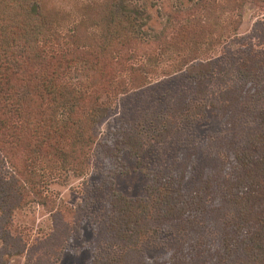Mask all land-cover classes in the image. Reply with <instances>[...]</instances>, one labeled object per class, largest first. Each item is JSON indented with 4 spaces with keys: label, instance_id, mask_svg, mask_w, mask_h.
<instances>
[{
    "label": "trees",
    "instance_id": "16d2710c",
    "mask_svg": "<svg viewBox=\"0 0 264 264\" xmlns=\"http://www.w3.org/2000/svg\"><path fill=\"white\" fill-rule=\"evenodd\" d=\"M157 1L168 14L150 35L147 10L134 0L82 2L70 22L53 0H0V264L29 250L14 229L19 210L51 205L64 219L44 190L69 174L102 173L99 188L109 193L89 264H264V21L238 34L246 4L264 0L169 9ZM222 41L224 53L206 58ZM161 70L166 80L181 74L172 97L114 113L121 100L157 93L152 80ZM209 108L223 133L207 138L214 150L204 158L199 140L177 137L207 121ZM169 138L175 149L163 166L141 168L146 145ZM133 172L149 180L144 197L115 190L116 179ZM64 247L47 264H59ZM35 262L26 264L43 263Z\"/></svg>",
    "mask_w": 264,
    "mask_h": 264
},
{
    "label": "rangeland",
    "instance_id": "374dc122",
    "mask_svg": "<svg viewBox=\"0 0 264 264\" xmlns=\"http://www.w3.org/2000/svg\"><path fill=\"white\" fill-rule=\"evenodd\" d=\"M53 1L59 4L61 10L64 12V16L67 15L65 17V22H70L72 19L71 15H73V18L75 19L79 13V9L83 6L82 2L88 0ZM134 1V3L142 4L147 10L146 14L148 15V19L146 20L147 26L145 28L147 33L150 35L158 34L165 26V16H167L168 13H166L164 9L161 10L162 5L157 0ZM195 1L196 0H165L164 2L168 7L167 9H169L174 6L188 8L192 6ZM230 17L233 18V20L234 18L236 19L234 13H231ZM257 21H264V5L258 6L253 3L246 4L241 17L238 34L242 37L250 35L253 25ZM231 35H233V33H231ZM227 46L228 45L222 41L215 51H209L206 53V58L216 56V59H218L219 56L224 53V49L227 48ZM255 47L257 46L255 45ZM166 68L169 67L166 66L162 70ZM162 70L158 71V74L152 80L153 83L158 86V90L154 91L157 93H153L149 90L148 95L144 98L143 94H136L138 96H130L126 100H121L114 110V113L119 116L121 110L125 108L126 110L130 109L131 111L134 106L140 107L137 109L143 110L145 107H153L156 105V103H152L154 97H172V94L177 89L178 83H181V80H179L181 74L175 75L174 77H171V79L166 80L168 77H164L165 74L162 73ZM183 77L187 78V75L184 74ZM214 89L217 90V86H214ZM135 97H137V100L133 101ZM109 118L104 119L99 125L98 130L100 132L105 133L109 130ZM257 123L258 122L255 121L254 123L252 122L251 125H255L256 127ZM190 128H182L181 130L183 131L178 132L177 139L179 138L180 141H184L185 144L188 140L189 142H198L199 140L201 149H204L203 151L205 152V155H201H204V158H207L211 151L214 150L210 147L209 139L211 137L215 138L217 135L223 133L218 112L209 108L207 111V121L196 126L195 130H191ZM174 140V138H169L168 142L163 145H153L152 142H149L148 145H146L148 153H146V156L141 160V168L146 169L148 167L153 168L161 165L163 166L165 160L173 154L172 152L175 149ZM127 164L131 169L137 168L136 163L132 161L127 162ZM93 165L96 168L95 171H97V169H99L100 172L102 171L98 157L94 159ZM140 172H133L129 175L119 176L115 181V190L127 197H144L149 180ZM101 178L103 180V173L101 176H93L92 178L91 176L80 178L73 174H69L66 176L65 180H59L50 184L48 191L44 190L53 202L59 204L60 209L64 210V219L56 220L55 217L49 213L51 205L48 207L31 205L25 207L23 210H19L14 218V229L19 233L21 232L23 236H27L26 240L28 242L29 250L23 255L11 258L10 264H26L31 261L35 262L37 259H40V261L43 262L42 264H47L49 260L56 258L57 252L61 250L64 244L65 251L59 264H89L93 247L91 243L96 234L94 229L97 228L96 222H99L102 216L100 205L105 204V200L102 196L109 193L108 189L103 188V186L101 189L99 188V186L102 185L100 181ZM85 183H88L87 187L91 193L84 192ZM88 196H90V198H88ZM85 205L86 208L77 215L72 210H66L67 208L78 210L80 206ZM89 216H91L92 223L88 221ZM80 232H82L81 238H79ZM68 233H72L73 237L69 241L64 242L66 238L65 235ZM209 235L213 236L214 234L210 233ZM48 237L51 238L46 244L41 246L38 244L40 241ZM161 252L162 251H158L157 253ZM30 256H32V258Z\"/></svg>",
    "mask_w": 264,
    "mask_h": 264
}]
</instances>
